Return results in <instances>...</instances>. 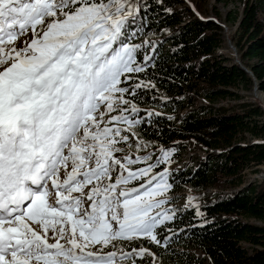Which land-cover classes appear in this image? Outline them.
Segmentation results:
<instances>
[{"label": "snow or ice", "instance_id": "6c2138e0", "mask_svg": "<svg viewBox=\"0 0 264 264\" xmlns=\"http://www.w3.org/2000/svg\"><path fill=\"white\" fill-rule=\"evenodd\" d=\"M150 7L0 0V264H136L155 253L116 242L167 248L178 235L166 227L182 211L168 195L173 171L154 172L175 150L156 155L137 131L161 118L134 102L156 87L147 76L160 43L146 32L156 22ZM29 27L30 42L17 46ZM197 199L189 190L183 210ZM161 228L170 235L161 239Z\"/></svg>", "mask_w": 264, "mask_h": 264}, {"label": "trees", "instance_id": "16d2710c", "mask_svg": "<svg viewBox=\"0 0 264 264\" xmlns=\"http://www.w3.org/2000/svg\"><path fill=\"white\" fill-rule=\"evenodd\" d=\"M216 2L229 5L226 12L216 8L213 17L201 19L184 0H148V16L156 22L146 32H154L151 39L160 41L154 66L147 69L156 87L146 93L140 90L134 102L141 109L161 113V118L151 127L145 122L137 131L154 142L149 150L156 155L159 148L171 146L180 161L179 151L195 144L206 154L174 169L171 195L184 186L198 199L184 211L175 196L172 205L182 211L166 227L178 235L167 248L144 239L133 243L129 247L143 246L155 253V260L145 256L137 258L138 264H264V226L249 222L264 221V179L228 194L206 192L222 180L239 187L247 169L257 172L264 164V110L245 101L215 106L240 99L237 90H251L254 82L264 94V0ZM166 9L171 11L166 14ZM220 21L235 28L232 41L241 64L217 51L224 42ZM138 59H143V53ZM194 95L205 103L195 105ZM196 204L203 217L197 216ZM158 232L161 239L170 235L163 228Z\"/></svg>", "mask_w": 264, "mask_h": 264}, {"label": "rangeland", "instance_id": "374dc122", "mask_svg": "<svg viewBox=\"0 0 264 264\" xmlns=\"http://www.w3.org/2000/svg\"><path fill=\"white\" fill-rule=\"evenodd\" d=\"M186 2V5L189 6V8L193 11V13H195V15L198 18L203 19V15H207L209 17H213L214 16V9H219L221 14H224L226 12V10L228 9L229 5H224L222 3H217L216 0H184ZM230 4V3H228ZM220 26L223 29V35H224V42L223 45L217 50L219 53L230 56L234 61L237 60L239 61V63L241 64V61L239 60V56L236 50V47L234 46V42L232 41V36L234 35L235 32V28L234 26L230 25V24H226L222 21L219 22ZM31 28L29 27L26 32L22 35H20L16 41L17 46L22 47L25 41L30 42L31 40ZM238 94L240 95V99L238 100H228V101H221L217 104H215V106H219V105H229V104H236L239 103L241 101H245V102H255L256 104H258L260 107L264 106V94L261 91H254L253 88L251 90H245L243 88H239L237 90ZM194 103L195 105H201L203 103H205L204 99L202 97H196L194 95ZM262 108V107H261ZM262 120H264V115L261 117ZM251 141V140H248ZM216 153V151H215ZM159 154V152L157 153V155ZM180 154V161L177 160V155H173L172 160L173 162L169 165H163L162 167H157L156 169H154V172H158L161 171L163 167L167 166L170 168V170H172L174 168V165L179 163V165L181 167H183L186 163L190 162L191 160H198L201 159L205 156L206 152L205 150L198 144H195L194 146H191L190 149L187 150H181L179 151ZM133 155H135L133 153ZM139 166H144L143 164H140ZM258 171L254 172L252 171L253 169H247L246 172L244 173L243 179L244 182L241 186L239 187H230L225 181L222 180L221 183H219L218 186H214V187H210L206 190V192H212V191H219L222 192L223 194H228L230 192H234L236 190H238L241 187L244 186H248L251 184H259L263 179H264V164L261 166H258ZM131 186H135V184L133 183V185ZM174 191V187L169 191L168 195L173 196V197H177L178 199H173L172 201L176 200V204L180 205V206H184L186 203V198L189 194V189L181 186L179 187L178 191L175 192L173 195H171V192ZM171 201V204H172ZM192 203V202H191ZM249 222L254 223V224H258V225H263L264 226V221L260 222L257 220H253L250 219ZM42 231V230H41ZM49 239L50 242H54L51 239V232L49 231ZM149 240L146 238H140L139 240H136L134 242H128V241H118L117 243V247H123L125 251H131L132 248L129 246H132L133 243L135 242H140V240ZM150 241V240H149ZM141 246H138L136 249H139ZM143 247V246H142ZM99 248V246H94L91 249H87L88 250H92V251H96ZM113 247L112 245H108L107 247H105L102 251L103 252H109V251H113ZM199 254V253H198ZM139 259V258H138ZM130 264V263H129ZM136 264H138L137 259H136Z\"/></svg>", "mask_w": 264, "mask_h": 264}, {"label": "water", "instance_id": "95a60500", "mask_svg": "<svg viewBox=\"0 0 264 264\" xmlns=\"http://www.w3.org/2000/svg\"><path fill=\"white\" fill-rule=\"evenodd\" d=\"M235 62H237L238 64H240L239 61H237V60H235ZM246 72H248L250 74V72L248 70H246ZM253 90L256 91V92L259 91V89L257 88V84L255 82H254ZM261 107L264 110V106H261Z\"/></svg>", "mask_w": 264, "mask_h": 264}]
</instances>
